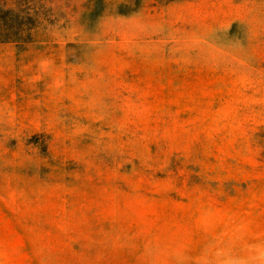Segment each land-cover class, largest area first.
Here are the masks:
<instances>
[{"label": "rangeland", "instance_id": "374dc122", "mask_svg": "<svg viewBox=\"0 0 264 264\" xmlns=\"http://www.w3.org/2000/svg\"><path fill=\"white\" fill-rule=\"evenodd\" d=\"M0 6V264H264V0Z\"/></svg>", "mask_w": 264, "mask_h": 264}, {"label": "trees", "instance_id": "16d2710c", "mask_svg": "<svg viewBox=\"0 0 264 264\" xmlns=\"http://www.w3.org/2000/svg\"><path fill=\"white\" fill-rule=\"evenodd\" d=\"M19 14L20 11L17 9H7L4 10V8L2 6H0V32H9L7 28H5V25L7 24V22L10 20L13 23L17 22V20L19 19ZM9 34H12L11 36H16L15 38H20L21 37V32L19 33V29L16 28L15 31H12V33H6L5 36H10Z\"/></svg>", "mask_w": 264, "mask_h": 264}]
</instances>
